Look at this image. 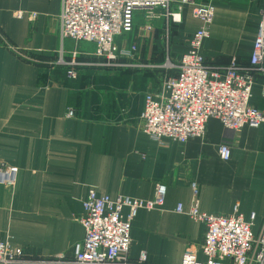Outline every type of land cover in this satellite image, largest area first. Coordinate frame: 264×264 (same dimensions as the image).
Returning a JSON list of instances; mask_svg holds the SVG:
<instances>
[{
    "label": "crops",
    "instance_id": "crops-1",
    "mask_svg": "<svg viewBox=\"0 0 264 264\" xmlns=\"http://www.w3.org/2000/svg\"><path fill=\"white\" fill-rule=\"evenodd\" d=\"M192 1L183 7L181 23H172L171 37L158 36L167 21L144 31L136 13L129 40L117 39L122 47L136 45L135 57L108 67L94 56V44L62 39V0H0V166L19 169L12 189L0 184V242L23 247L37 261L71 259L85 238L80 218L91 189L112 199L151 200L158 183L167 186L164 205L141 209L131 223L132 263L145 251L147 264H182L186 248L202 243L205 224L176 211L180 203L191 206L192 182L201 212L237 211L253 222L256 235L262 232L264 124L234 131L213 118L203 138L160 144L134 123L146 95L161 92L176 72L168 62L179 64L201 27L193 14L197 5L215 7L202 51L206 65L224 70L233 58L250 64L264 0ZM176 8L172 3L171 10ZM61 52L67 62L78 53L76 80L57 64ZM254 77L251 105L264 114V69ZM222 144L231 149L228 161L219 156Z\"/></svg>",
    "mask_w": 264,
    "mask_h": 264
},
{
    "label": "built area",
    "instance_id": "built-area-1",
    "mask_svg": "<svg viewBox=\"0 0 264 264\" xmlns=\"http://www.w3.org/2000/svg\"><path fill=\"white\" fill-rule=\"evenodd\" d=\"M192 0H62L61 37L76 42L95 45L94 56L108 67L123 66V58H134L136 45L122 47L117 39L135 29L137 12L147 21L144 31H152L154 22L165 18L169 24L181 23L182 11ZM176 3V11L171 4ZM160 9L162 13H157ZM202 21L201 27L191 36L188 50L181 55L178 65L171 61L166 67L177 69L164 80L159 93H148L144 110L134 121L137 128L160 144H185L191 138H203L210 119H218L225 128L240 131L244 126L258 128L264 124V114L251 105L254 75L264 69V15L254 42L248 66L240 65L233 58L224 70L211 69L202 54L205 40L215 16L212 3L197 5L193 11ZM23 12L17 17L22 18ZM32 13L30 19H35ZM167 33L168 30H167ZM73 53L70 62L63 53L58 65L67 66V76L78 78ZM67 115L75 112L68 109ZM219 156L228 161L231 149L227 144L219 147ZM19 169L15 166H0V184L12 189ZM194 199L186 209L180 203L177 213H187L194 221L206 226L205 237L199 245H189L182 264H264V228L259 235L253 230V222H247L236 211L232 215L206 214L200 211L197 183L192 182ZM167 186L156 185L155 197L151 200L99 195L91 189L83 202L84 215L80 223L85 238L74 247L73 257L59 255L45 260L27 256L23 247H13L10 242H0V264H147L143 251L137 262L129 259L132 245L131 223L141 209L154 210L164 205ZM128 213H124V209Z\"/></svg>",
    "mask_w": 264,
    "mask_h": 264
},
{
    "label": "rangeland",
    "instance_id": "rangeland-1",
    "mask_svg": "<svg viewBox=\"0 0 264 264\" xmlns=\"http://www.w3.org/2000/svg\"><path fill=\"white\" fill-rule=\"evenodd\" d=\"M156 12H157V13H162V11H161L160 9L156 10ZM139 13H141V12H139ZM137 14H138V12H137ZM141 14H142V13H141ZM141 16H142V20L145 21V24H146L147 21L143 18L144 15L142 14ZM162 21L166 22L165 18H162L161 20H156V21L154 22V25H155L156 23H160V22H162ZM164 24H165V23H164ZM163 26H164V27H162V30L165 29V27L167 28V26H165V25H163ZM135 27H136V22H135ZM154 27H155V26H154ZM135 29H136V28H135ZM135 29H134V30H135ZM167 29H168V28H167ZM133 33H134V32H132V33H130V34H128V35H125V37L128 39V37H129L131 34H133ZM128 40H129V39H128ZM168 70H169V71H173V70L170 69L169 67H168Z\"/></svg>",
    "mask_w": 264,
    "mask_h": 264
},
{
    "label": "trees",
    "instance_id": "trees-1",
    "mask_svg": "<svg viewBox=\"0 0 264 264\" xmlns=\"http://www.w3.org/2000/svg\"><path fill=\"white\" fill-rule=\"evenodd\" d=\"M172 29H174V24H172V22L169 24V34H170V37H171V31H172ZM167 28L165 27V29H163V30H160L159 32H158V36L160 35V34H162L163 35V38H165V36H166V34H167Z\"/></svg>",
    "mask_w": 264,
    "mask_h": 264
}]
</instances>
